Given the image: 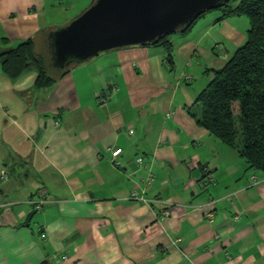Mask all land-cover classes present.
Listing matches in <instances>:
<instances>
[{
	"label": "crops",
	"instance_id": "1",
	"mask_svg": "<svg viewBox=\"0 0 264 264\" xmlns=\"http://www.w3.org/2000/svg\"><path fill=\"white\" fill-rule=\"evenodd\" d=\"M92 2L0 0V51L33 38L50 54L49 33ZM233 16L170 37L174 64L163 46H126L36 88L37 71L12 80L0 62V264H264V173L188 112L247 41Z\"/></svg>",
	"mask_w": 264,
	"mask_h": 264
},
{
	"label": "trees",
	"instance_id": "2",
	"mask_svg": "<svg viewBox=\"0 0 264 264\" xmlns=\"http://www.w3.org/2000/svg\"><path fill=\"white\" fill-rule=\"evenodd\" d=\"M217 9L222 11L219 20L244 15L251 28L245 44L236 50L224 67L213 70V79L188 112L198 125L236 150L250 168L264 173V0H228ZM210 11L177 33L188 32L199 18ZM151 45L163 46L174 64V44L170 35L142 46ZM0 62L3 72L12 80L29 70L37 71L36 88L49 87L57 81V77L50 73L51 69H56L59 76L71 69L55 68L51 54L39 52L33 38L0 51ZM236 103L239 105L238 113Z\"/></svg>",
	"mask_w": 264,
	"mask_h": 264
},
{
	"label": "water",
	"instance_id": "3",
	"mask_svg": "<svg viewBox=\"0 0 264 264\" xmlns=\"http://www.w3.org/2000/svg\"><path fill=\"white\" fill-rule=\"evenodd\" d=\"M228 0H96L48 35L52 65L65 69L100 53L153 43L189 27Z\"/></svg>",
	"mask_w": 264,
	"mask_h": 264
},
{
	"label": "built area",
	"instance_id": "4",
	"mask_svg": "<svg viewBox=\"0 0 264 264\" xmlns=\"http://www.w3.org/2000/svg\"><path fill=\"white\" fill-rule=\"evenodd\" d=\"M188 78H190V77H188ZM131 133H134V130H131ZM111 152H112V158H111L112 163L114 165H116V166H119L120 165L119 156L123 152V149L122 148H113V149H111ZM137 162L139 164H141V165L144 164V158L142 156L137 157ZM155 178H156V175H155V173H154V171L152 169H150L148 171L146 177H143L142 178V183L144 185V192H143V194H146V192L152 187ZM204 182L205 183H208V182L214 183L215 182V178L211 175L210 178L209 179H205ZM40 195H41V198L39 200H37V201L34 202L35 203V210H37V211H39V210H41L43 208L44 203L46 201V199H45L46 198L45 192H41ZM131 197L138 198L137 188L134 187L131 190ZM141 199L144 200V201H146V202L155 203L157 205H160L161 202H162V199H160L159 197L153 198V199H149V198H146V197L142 196ZM210 204L213 205L214 204V201H211ZM161 212H163L164 216H166V217H169L172 214L170 209H165V208H163V210H161ZM211 216H213L212 213H211Z\"/></svg>",
	"mask_w": 264,
	"mask_h": 264
},
{
	"label": "rangeland",
	"instance_id": "5",
	"mask_svg": "<svg viewBox=\"0 0 264 264\" xmlns=\"http://www.w3.org/2000/svg\"><path fill=\"white\" fill-rule=\"evenodd\" d=\"M237 2V1H236ZM222 15V11L221 10H218L217 8H216V10H212V11H210V12H207L203 17H201V18H199L197 21H200L199 22V24H198V26H195L194 27V29H193V31H194V33H195V35H198L199 33H200V30L201 31H203V30H205L207 27L205 26V23H207L208 21H210V20H212V19H215V18H217V17H219L220 18V16ZM53 17H56L55 19H58V16L57 15H53ZM232 17H234L233 15H232ZM229 18V17H228ZM249 20V19H248ZM221 20H219L218 19V23L219 24H221L222 23V21L220 22ZM197 23V22H196ZM203 23V24H202ZM56 24H58V23H56ZM60 24H64V23H60ZM195 25V24H194ZM204 25V26H203ZM214 31V30H213ZM216 33H215V31L214 32H212V34L211 35H209V36H207L206 37V40L205 41H210L212 38H213V36L215 35ZM217 34H218V32H217ZM173 35H175V33L174 34H171L170 35V37H173ZM209 39V40H208ZM229 46V45H228ZM230 47V46H229ZM221 48H223V49H225L224 48V46L222 45V47ZM49 54V53H48ZM50 55V54H49ZM207 85V84H206ZM236 108H238L237 109V113L239 112V105H238V103H236Z\"/></svg>",
	"mask_w": 264,
	"mask_h": 264
}]
</instances>
